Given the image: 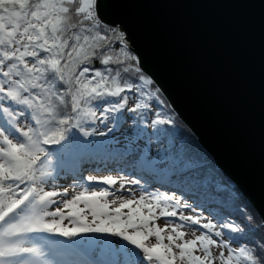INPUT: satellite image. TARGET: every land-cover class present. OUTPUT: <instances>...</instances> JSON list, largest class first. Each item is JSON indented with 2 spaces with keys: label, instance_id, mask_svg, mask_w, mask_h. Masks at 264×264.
<instances>
[{
  "label": "snow or ice",
  "instance_id": "1",
  "mask_svg": "<svg viewBox=\"0 0 264 264\" xmlns=\"http://www.w3.org/2000/svg\"><path fill=\"white\" fill-rule=\"evenodd\" d=\"M103 8V0H0V264H264V220L250 236L208 207L228 208L237 191L174 135L161 90ZM85 164L119 165L140 179L85 176ZM69 176L83 190L58 188ZM81 181L175 190L125 199ZM189 224L201 231L194 239H185ZM45 234L109 239L60 249Z\"/></svg>",
  "mask_w": 264,
  "mask_h": 264
},
{
  "label": "water",
  "instance_id": "2",
  "mask_svg": "<svg viewBox=\"0 0 264 264\" xmlns=\"http://www.w3.org/2000/svg\"><path fill=\"white\" fill-rule=\"evenodd\" d=\"M103 3L142 70L264 220V0Z\"/></svg>",
  "mask_w": 264,
  "mask_h": 264
},
{
  "label": "trees",
  "instance_id": "3",
  "mask_svg": "<svg viewBox=\"0 0 264 264\" xmlns=\"http://www.w3.org/2000/svg\"><path fill=\"white\" fill-rule=\"evenodd\" d=\"M133 54L136 55L135 53ZM144 74L147 75L145 72ZM155 87L158 88L156 84H155ZM161 99L164 101L167 107L171 110V114L175 116L176 127L178 129L175 130L174 135L178 138L186 139L187 148H188L189 153L204 163L205 165L204 171H207L209 169L212 170L214 172V177L218 182L223 183L225 186H229V187L234 186V190L237 191L238 193L237 198L232 200L230 203V206L226 209L221 208L220 206L215 205V204H209L208 207L212 209L213 211L221 212L225 220H233L237 224L244 227L245 231L249 232V235L251 236L252 233L250 232V229H255L256 226L262 222V218L260 217L259 213L253 207L249 199L245 195H243V193L238 188V186L216 164L215 160L210 155V153L199 143L196 135L191 131V129L180 119V117L176 114V112L171 108L168 100L166 99V97L163 95L162 92H161ZM86 166H91V168H99V167H103L104 165L103 164H98V165L85 164L83 168H85ZM68 178H73V177L69 176ZM156 186H159L162 188H168V189L171 188L172 190H175V186L173 184H163L162 185V184L156 183ZM180 194L181 193L179 192L177 193V195H180ZM222 195H226V194H222ZM187 199L189 200V203L195 205L197 203L198 198H194V199L187 198ZM204 213L209 217V219H213V220L216 219V217L213 216L209 211H205ZM245 217H247L248 219H245ZM249 220H250V223H249ZM259 234L260 233H256L257 236ZM225 238L226 239L228 238L227 234Z\"/></svg>",
  "mask_w": 264,
  "mask_h": 264
},
{
  "label": "rangeland",
  "instance_id": "4",
  "mask_svg": "<svg viewBox=\"0 0 264 264\" xmlns=\"http://www.w3.org/2000/svg\"><path fill=\"white\" fill-rule=\"evenodd\" d=\"M117 136H119V133H116ZM120 166L119 165H113V164H109L107 167L103 166V167H99V168H91V166H86L85 168H83L84 171V175H93V176H98V177H102V176H108V175H112V176H125L128 178H134V179H140V177H137L135 175L132 174L130 169H126L124 171H120L119 170ZM56 185L58 186V188H69L70 189V195L73 194L72 189H75L76 192H79L81 190H83L80 186L77 185L76 183V179L74 178H61L57 181H55ZM81 184H84L85 187H89V190H96L99 191L101 188L103 187H109L110 189L115 187L116 189V196L118 197H122L125 199H135L137 197H139L140 195H144L147 192H156L157 190L161 193H165L168 192L169 194L171 193V191H173L171 188H162V187H158L156 186V183H154V185L152 187H149L148 185H145L144 182L142 181L140 185H126L125 187L128 188H132V193H129L126 190L123 189H119V186H109V185H105L100 181H97L95 184H93V182H87L85 183L84 181L80 182ZM158 188V189H157ZM116 197L113 196H109L107 198V200L110 202L112 199H114ZM187 202L189 203V200L186 198ZM119 200L117 202V205H111L110 207H115L118 206ZM194 205V204H193ZM83 206V205H81ZM125 211H127L125 209ZM185 214H190L187 211H185ZM205 216H207L204 213ZM208 217V216H207ZM89 218H91L89 216ZM209 218V217H208ZM174 219V218H173ZM167 222L166 218H160L156 221V223L159 224L160 227H164L165 223ZM67 223V221H66ZM183 231H185L187 233L185 239H194L195 236L200 235L201 231L197 229V226L195 225H188L186 227H184L182 229ZM170 231V229H169ZM102 235H97V234H89V235H85L84 239L82 241H79L78 238H75V240H69L68 238H63V237H51L48 236L47 234L43 235V239L48 240H55L57 241L56 247H59L61 249H66V248H75L81 245H87L89 243H94L97 241H104L103 240ZM115 239V238H113ZM150 242L151 243H155V238H150ZM167 242V241H165Z\"/></svg>",
  "mask_w": 264,
  "mask_h": 264
},
{
  "label": "bare ground",
  "instance_id": "5",
  "mask_svg": "<svg viewBox=\"0 0 264 264\" xmlns=\"http://www.w3.org/2000/svg\"><path fill=\"white\" fill-rule=\"evenodd\" d=\"M119 28V27H118ZM133 52V51H132ZM134 53V52H133Z\"/></svg>",
  "mask_w": 264,
  "mask_h": 264
},
{
  "label": "built area",
  "instance_id": "6",
  "mask_svg": "<svg viewBox=\"0 0 264 264\" xmlns=\"http://www.w3.org/2000/svg\"><path fill=\"white\" fill-rule=\"evenodd\" d=\"M118 28V27H117Z\"/></svg>",
  "mask_w": 264,
  "mask_h": 264
}]
</instances>
